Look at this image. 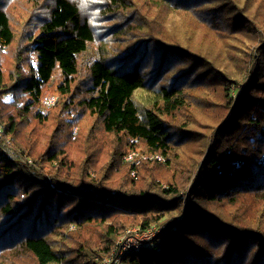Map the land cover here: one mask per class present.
I'll return each mask as SVG.
<instances>
[{
    "label": "trees",
    "instance_id": "1",
    "mask_svg": "<svg viewBox=\"0 0 264 264\" xmlns=\"http://www.w3.org/2000/svg\"><path fill=\"white\" fill-rule=\"evenodd\" d=\"M30 2L17 39L0 0V264H100L153 225L122 264H264V0H107L111 30L134 20L115 52L87 0ZM138 148L148 175L123 162Z\"/></svg>",
    "mask_w": 264,
    "mask_h": 264
},
{
    "label": "rangeland",
    "instance_id": "2",
    "mask_svg": "<svg viewBox=\"0 0 264 264\" xmlns=\"http://www.w3.org/2000/svg\"><path fill=\"white\" fill-rule=\"evenodd\" d=\"M6 3V11L9 12L10 16V22L13 28V31L17 37V39H21V33L24 31H29L30 27L27 25H24V21L27 19L30 9L33 5L30 0H5ZM107 0H87V2H84V5H81V11L83 14H85L93 23L98 25V30L101 32H105L106 35H103L100 40L106 41L108 46L112 47L111 52H115L117 49L124 47L130 40H132V43L134 42V20L132 18H129L127 20V26H130L128 28L124 26L120 27V29L114 31L110 28L114 25H122L123 24V18L117 17V15H111L109 18H106V14L104 12H99V8H96V5H101L102 2H105ZM118 12V11H116ZM122 29V30H121ZM117 31H120V34L115 33ZM104 34V33H102ZM201 37V33H198V40ZM218 47V45H216ZM111 49V48H110ZM95 49L93 48V52ZM10 50L8 53L2 52L1 53V60L4 65V69H6L9 66V63H11L10 58ZM32 64L35 66V61L32 58L31 59ZM250 68L249 66L245 70L246 76L249 74ZM25 72H28V67L25 66ZM243 75V77L245 76ZM243 79V78H242ZM58 81V77L55 76L51 86L47 88V92L44 93V98L41 100L40 105L38 106L41 110L45 111L47 108L52 106L54 102L57 100V94L52 89V84H56ZM246 80L242 83V85L237 88L236 90L232 88V91H230L231 97L234 99L237 96V91L241 90L245 85ZM235 96H233V95ZM30 129L32 128V132L29 133L27 142L30 144L31 141H34V143L31 144L30 150L35 153V150L40 149V147L43 144L42 136L39 135V129L38 124L29 123ZM3 127L0 125V136L3 132ZM77 127L73 129V137L77 133ZM9 141V139H7ZM97 143L100 145L102 150L101 154H104V149L106 147V143L103 144L101 140H98ZM11 145V144H9ZM142 148H138L136 151H129L128 154L123 158V162L129 165H132V167L139 168L141 172H145L147 175L151 171V162L153 159H156L158 161L161 160L158 156H151L147 154L145 151L142 152ZM122 165V164H121ZM126 170V169H125ZM125 171H122V174H124ZM127 174V170H126ZM130 176L137 179L138 176L136 174V171L134 169L130 170ZM121 177V176H120ZM183 201L187 199V196L184 194L182 196ZM70 229H73V225L69 227ZM151 228H154V237H156L157 232L159 231L158 225H153ZM132 229H139L138 227H130L126 234L119 236L116 240V244L113 246L112 250L116 249L117 245L120 244V247L124 245L125 241L130 237V233H128L129 230ZM140 230V229H139ZM157 230V231H156ZM141 231V230H140ZM135 242V238H134ZM122 243V244H121ZM111 250V251H112ZM111 253V252H110ZM107 255L106 257H103L102 259H97L100 264H102L103 260L108 258L110 256ZM123 260V257H122ZM14 263H16L17 258L13 259ZM33 261L29 257H22L18 260V264H32Z\"/></svg>",
    "mask_w": 264,
    "mask_h": 264
},
{
    "label": "built area",
    "instance_id": "3",
    "mask_svg": "<svg viewBox=\"0 0 264 264\" xmlns=\"http://www.w3.org/2000/svg\"><path fill=\"white\" fill-rule=\"evenodd\" d=\"M128 233H130V237L125 241L124 245L120 247V244H118L116 249L111 251L110 256L103 260L102 264H122V257L127 252H138L141 247H150L156 232L154 228H150L145 231L132 229Z\"/></svg>",
    "mask_w": 264,
    "mask_h": 264
}]
</instances>
